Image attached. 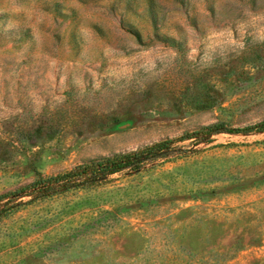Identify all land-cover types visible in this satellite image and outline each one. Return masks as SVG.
Wrapping results in <instances>:
<instances>
[{
    "label": "rangeland",
    "instance_id": "rangeland-1",
    "mask_svg": "<svg viewBox=\"0 0 264 264\" xmlns=\"http://www.w3.org/2000/svg\"><path fill=\"white\" fill-rule=\"evenodd\" d=\"M262 123L264 0H0V195L174 141L25 195L0 264H264V131L191 138Z\"/></svg>",
    "mask_w": 264,
    "mask_h": 264
},
{
    "label": "trees",
    "instance_id": "trees-1",
    "mask_svg": "<svg viewBox=\"0 0 264 264\" xmlns=\"http://www.w3.org/2000/svg\"><path fill=\"white\" fill-rule=\"evenodd\" d=\"M222 131L236 134L254 131L263 132L264 123L245 130H224L223 125L209 126L192 134L191 138L198 136L209 137L221 133ZM173 144L174 141L168 140L139 152L117 155L112 158L78 165L58 175L48 177L40 176L27 187L0 195V221L17 210L23 203L18 201L28 193H33L32 195H36L39 199H43L51 197L60 191L86 188L94 185L101 178L119 173L125 169L138 171L144 163L153 161L159 157H165Z\"/></svg>",
    "mask_w": 264,
    "mask_h": 264
}]
</instances>
